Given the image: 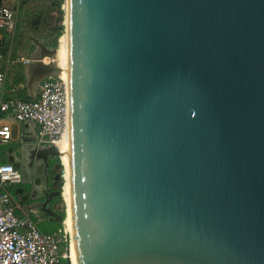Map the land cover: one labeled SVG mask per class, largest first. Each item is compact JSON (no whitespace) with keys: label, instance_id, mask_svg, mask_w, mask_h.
Wrapping results in <instances>:
<instances>
[{"label":"water","instance_id":"obj_1","mask_svg":"<svg viewBox=\"0 0 264 264\" xmlns=\"http://www.w3.org/2000/svg\"><path fill=\"white\" fill-rule=\"evenodd\" d=\"M68 5L78 264H264V0ZM33 40L32 90L62 71ZM32 140L21 151L47 186L34 194L63 225L48 174L61 152Z\"/></svg>","mask_w":264,"mask_h":264},{"label":"built area","instance_id":"obj_2","mask_svg":"<svg viewBox=\"0 0 264 264\" xmlns=\"http://www.w3.org/2000/svg\"><path fill=\"white\" fill-rule=\"evenodd\" d=\"M45 4L54 2L30 0L34 11ZM25 15L24 0H0V45L15 41ZM9 47L0 46V148L5 156L0 159V264H72L71 237L64 224L54 231L42 228L48 218L34 192L44 195L47 186H40L38 162L30 170L29 189L18 156L27 159L21 151L23 138L31 137L37 148L58 146L69 125V79L61 74L45 77L30 100L19 97L17 88L7 92L10 68L19 60L25 64L31 60L23 48L13 58ZM24 74L28 79L26 68ZM58 158L54 180L64 182L62 152Z\"/></svg>","mask_w":264,"mask_h":264},{"label":"rangeland","instance_id":"obj_3","mask_svg":"<svg viewBox=\"0 0 264 264\" xmlns=\"http://www.w3.org/2000/svg\"><path fill=\"white\" fill-rule=\"evenodd\" d=\"M65 1L66 0H63L61 7H58V5H56L58 0H53L54 5L45 4L41 6L39 9H36V11H34L31 8L30 0H24V14H26L24 16L25 19L24 20L25 23L23 24L24 27L23 28L20 27L22 30L19 29L17 30L15 35V41L13 43H5V44H1L0 46H10L8 51H10L13 58H16L14 54L16 53V50H18L19 48H23L26 51H28L29 56H31V54L36 49V44L33 38L40 42L41 41L45 42L48 48H54V46H52V43L55 40H58V38L60 41V37L64 33L66 28L65 11L63 9V4L65 3ZM25 31H27L28 34L25 33ZM60 31H61V35L58 36V33ZM58 47H60V44ZM46 61L50 62L51 58L46 57ZM13 66L19 68L22 67V65L20 64H18V66L17 65H13ZM13 76L15 77L16 75ZM13 147H17V146L13 145ZM1 150L2 148H0V151ZM53 160L54 159L51 158V162ZM63 180L64 182L62 181V185H64L65 183V179ZM55 209L59 211H65L66 213V203L64 198L62 199L61 202L55 204ZM45 224H47L46 225L47 227L58 229L57 228L58 223L47 221L45 222ZM52 228L49 230H53Z\"/></svg>","mask_w":264,"mask_h":264},{"label":"bare ground","instance_id":"obj_4","mask_svg":"<svg viewBox=\"0 0 264 264\" xmlns=\"http://www.w3.org/2000/svg\"><path fill=\"white\" fill-rule=\"evenodd\" d=\"M63 9L65 11V24L66 28L62 36L60 37V47H57L54 55L51 57V61L54 64L58 65L62 71L60 74L69 79V33H68V22H69V5L68 0L63 4ZM42 47L39 46L35 53L34 57H40L42 55ZM46 61V57L44 58ZM47 62V61H46ZM33 84V88L35 87V83ZM69 125L64 133L62 139L58 142V147L62 152V162L64 165V176L65 183L63 185V198L66 203V218L64 220V227L66 232L71 237V262L72 264H78L77 261V253L74 245V232H73V222L71 218V202H70V158H69ZM41 186V182H40Z\"/></svg>","mask_w":264,"mask_h":264},{"label":"crops","instance_id":"obj_5","mask_svg":"<svg viewBox=\"0 0 264 264\" xmlns=\"http://www.w3.org/2000/svg\"><path fill=\"white\" fill-rule=\"evenodd\" d=\"M21 28H18V29L19 30H22ZM25 33H27V31H25ZM16 53L14 54L15 56H16ZM18 64L22 65V67L19 68V67H14L13 66L14 68L11 67L10 70H9V73H8V82H7V85H6V91L7 92H10V90H14L15 88H17L18 89V96L19 97H22L23 99H26V100H30L32 98L33 92H32V89H30L28 86H26L27 85V78H26V76L24 74V72H25V65L26 64H25V62L20 61V60L18 62H16L15 65L18 66ZM13 75H16V76L14 77ZM10 146L11 145H9L8 147H10ZM0 159H5V156H4V153L2 152V150L0 151ZM29 184L32 185V182H29ZM45 185L46 184H44V181H42L41 187L44 188ZM46 225L47 224L42 225L43 229L45 228L46 231H54V230H56V229H53L52 227H47ZM51 228L53 230H49Z\"/></svg>","mask_w":264,"mask_h":264},{"label":"flooded vegetation","instance_id":"obj_6","mask_svg":"<svg viewBox=\"0 0 264 264\" xmlns=\"http://www.w3.org/2000/svg\"><path fill=\"white\" fill-rule=\"evenodd\" d=\"M18 156H19V162L22 165V169L24 170V173H25V181H26L25 186L30 189L32 187V185H30L29 182H28V179H29V176H30V170H29V167L27 165L28 161H27V159H24L23 157H21L20 154H18ZM53 159L54 160L52 162H51V159H50V166H49V170H48L49 179H50V181H49L50 187H51L52 183L54 184V183L58 182L57 180H54V177L58 174V171H59V169H58V162H59L58 159L59 158L57 157V158H53ZM37 167H38L37 168V171H38L37 174L39 175L40 180L41 181H45V164L42 161H39L38 164H37ZM52 203L54 204V200H53ZM54 207H55V204H54Z\"/></svg>","mask_w":264,"mask_h":264},{"label":"trees","instance_id":"obj_7","mask_svg":"<svg viewBox=\"0 0 264 264\" xmlns=\"http://www.w3.org/2000/svg\"><path fill=\"white\" fill-rule=\"evenodd\" d=\"M62 3H63V0H58V2H57L56 5H58V7H61ZM59 35H61V31L58 33V36H59ZM61 36H62V35H61ZM59 44H60V41L58 42V40H55V41L52 43V46H54V47H58ZM58 160H59V159H58ZM61 186H62V181L56 182V183H54V184H53V183L51 184V187H52V189H54V190H60V191H62ZM62 199H63V198H62L61 195L55 197V199H54V204H57L58 202H61ZM60 213L63 215L64 218L66 217V213H65V211H60ZM61 227H62V224H57V228H61Z\"/></svg>","mask_w":264,"mask_h":264}]
</instances>
